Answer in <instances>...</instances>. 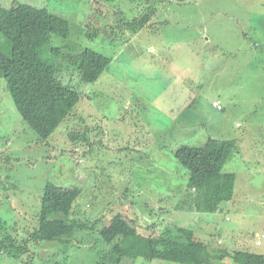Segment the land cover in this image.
Listing matches in <instances>:
<instances>
[{
	"label": "rangeland",
	"instance_id": "374dc122",
	"mask_svg": "<svg viewBox=\"0 0 264 264\" xmlns=\"http://www.w3.org/2000/svg\"><path fill=\"white\" fill-rule=\"evenodd\" d=\"M14 2L69 22L70 36L52 42L68 60L85 49L112 58L93 84L55 58L81 100L47 141L24 122L0 77V220L24 239L53 183L80 188L71 218L89 228L31 248L34 264H115L118 240L108 244L100 231L119 213L134 220L119 245L136 240L133 264H181L149 261L137 248L139 238L144 250L178 228L211 252L264 255V0H1L0 10ZM145 15L150 25L135 33L128 23ZM86 129L89 142L69 138ZM209 139L213 171L236 174L230 197L191 185L175 158L179 147ZM0 264L24 260L0 254Z\"/></svg>",
	"mask_w": 264,
	"mask_h": 264
},
{
	"label": "trees",
	"instance_id": "16d2710c",
	"mask_svg": "<svg viewBox=\"0 0 264 264\" xmlns=\"http://www.w3.org/2000/svg\"><path fill=\"white\" fill-rule=\"evenodd\" d=\"M1 1V0H0ZM153 16L145 15L128 25L136 31L147 28ZM70 36L69 22L47 9H39L14 2L13 7L0 10V77L5 80L6 89L11 94L15 107L24 122L43 141H47L57 128L71 115V111L81 100V93L67 86L61 79V64L56 57L68 61L78 72L84 84H93L109 68L112 58L92 49L68 58L61 48L53 47L54 38L67 39ZM89 130L72 131L69 138L73 142L90 140ZM214 140L209 139L203 147L181 146L174 153L175 158L185 167L191 177V185L206 186L216 196L227 198L236 187V174L213 171ZM216 156V155H215ZM214 156V157H215ZM81 196L80 188H63L53 183L46 185L41 199V210L25 230L26 237L9 233L6 222L0 220V254H6L24 264H34L31 248L45 244L63 243L76 232L89 228L73 221L76 202ZM134 220L123 214H116L100 231L106 243H116L117 256L112 263L133 264L138 257L134 241L119 249L121 235ZM140 239V238H139ZM137 248L143 258L152 261H169L181 264H214L215 261L230 258L235 264H264V255L245 251L211 252L209 245L201 241L193 230L166 229L158 237L149 240L148 246ZM144 242V240H142ZM45 264V263H43ZM48 264V263H46ZM51 264H65L54 261ZM99 264H107L101 262Z\"/></svg>",
	"mask_w": 264,
	"mask_h": 264
},
{
	"label": "built area",
	"instance_id": "2783aa9c",
	"mask_svg": "<svg viewBox=\"0 0 264 264\" xmlns=\"http://www.w3.org/2000/svg\"><path fill=\"white\" fill-rule=\"evenodd\" d=\"M213 106H214L215 108H217L218 110H222V107H221L220 105H218L217 103H215ZM262 238H264V236H263ZM257 245H258V246H261V245H262V242H261V241H258V242H257Z\"/></svg>",
	"mask_w": 264,
	"mask_h": 264
}]
</instances>
